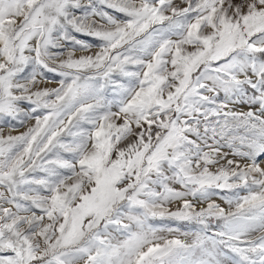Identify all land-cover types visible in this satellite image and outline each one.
<instances>
[{
    "label": "snow or ice",
    "instance_id": "snow-or-ice-1",
    "mask_svg": "<svg viewBox=\"0 0 264 264\" xmlns=\"http://www.w3.org/2000/svg\"><path fill=\"white\" fill-rule=\"evenodd\" d=\"M0 264H264V0H0Z\"/></svg>",
    "mask_w": 264,
    "mask_h": 264
},
{
    "label": "rangeland",
    "instance_id": "rangeland-1",
    "mask_svg": "<svg viewBox=\"0 0 264 264\" xmlns=\"http://www.w3.org/2000/svg\"><path fill=\"white\" fill-rule=\"evenodd\" d=\"M20 131H23V129H20ZM223 151L227 152V151H229V150H228L227 148H225V149H223ZM230 158H233V157L230 156ZM218 202H220V201H218ZM224 206H226V205H224ZM169 207L172 208V209L174 210L175 207H176V205L173 204V205H170ZM173 226L175 227V226H177V225H173ZM181 238H183V237H181Z\"/></svg>",
    "mask_w": 264,
    "mask_h": 264
}]
</instances>
